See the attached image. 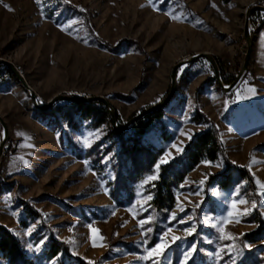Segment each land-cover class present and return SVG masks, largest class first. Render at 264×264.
Wrapping results in <instances>:
<instances>
[{
  "label": "rangeland",
  "instance_id": "1",
  "mask_svg": "<svg viewBox=\"0 0 264 264\" xmlns=\"http://www.w3.org/2000/svg\"><path fill=\"white\" fill-rule=\"evenodd\" d=\"M254 5L264 6V0H40L39 5L35 0H0V59L16 66L39 104L59 94L103 96L120 127L168 94L173 66L191 55L209 53L224 86L232 82L246 52L245 12ZM167 12L181 18L172 19ZM249 32V65L234 88L225 92L219 87L204 58L183 63L162 117L139 138L144 146L162 149L155 165L165 151L171 154L169 162L180 156L188 137L206 128L192 122L196 111L219 130L224 156L210 164L199 162L188 172L163 215L149 204L155 179L141 183L149 175L157 177L154 165L129 179L128 190H115L122 168L120 141L109 134L110 116L96 125L95 114L72 113L67 101L55 103L54 114L41 115L20 82L0 66V116L8 129L0 159V225L16 237L28 264H79L77 258L90 264H180L192 243L197 251L186 264H264V231L255 233L253 222L256 213L264 221V197L256 184L264 183V12L251 15ZM97 39L118 47L107 49ZM248 87L256 94L248 93ZM238 91L248 98L237 99ZM148 115L140 119L146 121ZM133 123L128 135H133ZM2 133L0 125V141ZM173 144L182 151L177 153ZM225 157L249 170L251 185L235 171L227 188L207 184L209 175L224 170ZM241 181L239 196L247 203L237 207L251 208L253 201L257 207L241 214L239 222L224 224L235 240H220L218 229L208 225L227 215L231 193ZM29 207L38 216L28 214ZM172 213L176 219L170 221ZM149 216L150 223L139 224ZM180 219L183 224L177 223ZM193 225L196 231L186 236L183 228ZM148 227L151 232L145 231ZM169 228L164 237L169 247L144 259L146 249ZM173 235L181 239L173 241ZM54 240L63 242L67 253L49 252ZM226 244L241 254H229ZM0 264H9L1 254Z\"/></svg>",
  "mask_w": 264,
  "mask_h": 264
},
{
  "label": "trees",
  "instance_id": "2",
  "mask_svg": "<svg viewBox=\"0 0 264 264\" xmlns=\"http://www.w3.org/2000/svg\"><path fill=\"white\" fill-rule=\"evenodd\" d=\"M84 16V15H83ZM104 47L110 50H116L117 45L97 39ZM5 72H11L8 68L2 67ZM230 98L231 95H228ZM68 107L70 111L83 113L85 118H90L95 114L96 125L101 123L107 116H110L104 105L100 103H83L71 102ZM55 108L47 110H38L39 114L47 115L54 114ZM163 115L162 108L154 111L147 116V120L140 119L131 125L133 135H128L127 130H114L112 125L109 134L116 137L120 141L119 155L121 160V170L118 172V179L115 190H128L129 179L131 181L141 177L143 173L150 172L156 159L162 153L161 148L153 149L144 146L140 143L139 138L147 133L149 125L156 118L159 119ZM195 124H205L206 128L193 135L184 146L183 153L172 159L167 164L160 165L157 170V178L152 181L150 193L152 195L149 201L150 207L155 212L166 214L174 203V189L183 182L185 176L202 160L214 161L218 155L223 154V144L220 139V134L215 123L202 114L196 111L191 117ZM264 148V145H262ZM125 168V169H124ZM241 178L246 179L249 184H252V175L246 167H237L232 164L226 157L224 158V170L220 174L209 175L207 184H216L220 188H227L233 176V172ZM113 192V191H112ZM28 214L37 215L36 211L29 207ZM38 216V215H37ZM258 225L255 233L264 231V221L259 213H256V218L253 221ZM251 235V234H250ZM246 236V235H245ZM151 244V243H150ZM49 252L67 253L66 246L61 241H51ZM0 254L7 260L9 264H28L25 253L20 249L19 242L16 237L8 231L4 226L0 225ZM79 264H90L81 259H76Z\"/></svg>",
  "mask_w": 264,
  "mask_h": 264
},
{
  "label": "water",
  "instance_id": "3",
  "mask_svg": "<svg viewBox=\"0 0 264 264\" xmlns=\"http://www.w3.org/2000/svg\"><path fill=\"white\" fill-rule=\"evenodd\" d=\"M255 12H264V6L263 5H254L250 8H248L245 12L243 35H244V38L246 41V52L244 55V59H243L241 68H240L238 74L236 75L235 79L232 82H230L227 86H224V84H223V82L219 76V70H218L216 61H215L214 57L212 55H210L209 53L201 52V53L191 55L187 59H183L173 66V68L171 70V81H170V87L168 90V94L163 99H161L158 103L152 104L148 108L143 109L142 111L138 112L137 114H135L134 116L129 118L128 121H126L120 127L116 126L115 110L113 109V107L111 106V104L109 103V101L105 97H103V96H78V95H69V94H66V95L59 94V95H55L52 98H50L46 103L39 104V101L37 100L36 93L32 90V88L29 86V84L24 79L23 75L17 70L16 66L13 63H11L5 59H0V66L6 67L11 71V73L14 75V77L20 82L22 87L28 92L30 99H31V102H32V105L37 110H47L59 101L83 102V103H88V104L89 103H100V104L105 106V108L107 109V111L110 115V121H111L112 128L114 130L125 131L131 123L135 122L136 120L144 117L145 115H147L149 113H153L154 111L162 108L169 101V99L172 97L174 90H175L177 69L180 65H182L185 62L194 61V60H197L199 58L206 59L210 63V65L212 66L217 85L219 87H221L225 92L230 91L232 88H234L235 85L240 80V78L245 73V71L247 70L248 65H249L250 54H251V50L253 47V42H252L251 35L249 32V20H250L251 15ZM0 125H1L2 130H3L2 138L0 141V159H1V157L3 156V150L5 147V143H6L7 138H8L7 125L5 124V122L1 118V116H0Z\"/></svg>",
  "mask_w": 264,
  "mask_h": 264
},
{
  "label": "snow or ice",
  "instance_id": "4",
  "mask_svg": "<svg viewBox=\"0 0 264 264\" xmlns=\"http://www.w3.org/2000/svg\"><path fill=\"white\" fill-rule=\"evenodd\" d=\"M35 2L39 5L40 4V0H35ZM7 7V6H6ZM154 7V10H158L156 9L155 5H153ZM167 15L170 16V18L172 19H178V18H181L180 14L179 13H175V14H172L171 12H167L166 13ZM63 30V28H62ZM247 92L252 94V95H255L256 94V89L253 88V87H248L247 88ZM248 96L247 95H242L240 94V92L238 91L237 92V99H247ZM156 103L159 102V98L157 99V101H155ZM181 134H184V135H187L185 133H181ZM189 139H191V136L188 137ZM84 147H88V143H84L83 145ZM172 147L176 148V151L177 153L181 152L182 149L178 146H176L175 144L172 145ZM171 158V154L167 151L164 152L163 156L156 162V164L154 165V168L156 170L159 169L160 165L162 164H167L169 162V159ZM108 160V157H104V161H107ZM201 163H204V164H210L211 162L210 161H207V160H202ZM85 164H87V161H85ZM219 166V165H218ZM157 177L155 175H149L147 177L144 178V180L141 181V183H147L148 181H151V180H154L156 179ZM207 179V176L204 178V179H201L199 181V184L202 186L204 185L205 183V180ZM244 182L241 181L240 184H237L236 185V191H233L231 193V196L234 197L233 199H231L229 202H228V206H227V215L225 216H221L216 223H210L208 226L210 227H213V228H216L218 229L219 231V239L220 240H235L236 237H234L231 233H226L224 231V224H227L230 222V219H235L237 220V222H239V216L241 214H247L249 213L252 209L256 208L257 207V204L255 201L252 202L251 204V208H248V207H244V208H239L237 207L238 205L240 204H245L247 203L243 197L239 196V188L241 186V184H243ZM256 184L258 186L259 189H261V191L259 192V195L261 197H264V183H261L259 180L256 181ZM103 186V185H102ZM105 191H107V189H105ZM193 194H199L198 192L197 193H193ZM215 195L219 196L220 193L217 191L215 192ZM148 199H151V196L149 195L148 196ZM179 206V205H178ZM196 207H199V204L196 205ZM180 211H184V209L181 207L180 208ZM152 217H146L144 220H141L139 221V224L140 225H144L146 223H150L152 221ZM168 219L170 221L172 220H175L176 219V215L175 213H172L168 216ZM188 220H191L192 217L189 216L187 217ZM177 223H180V224H183L184 223V220L183 219H180V220H177ZM203 223V222H202ZM146 232H151L152 229L151 227H148L145 229ZM196 231V227L195 225H193L192 227H184L183 228V232L187 235H191L192 233H194ZM169 233H171V228H169L166 232H164V234L160 237V242L159 243H156L154 247H150L148 249H146L148 255H146L144 257V259H149L151 256L155 255V256H159L161 255L165 249H167L169 247V245L167 243L164 242V237L165 236H168ZM141 235H144V232L141 233ZM243 235V234H241ZM181 239L180 237H177V236H172V240L173 241H176V240H179ZM40 243H43V241H41ZM95 240L93 241V245L95 246ZM143 243H147V240L145 239L143 241ZM209 243H211V241H209ZM29 249L32 248V245H29L28 246ZM244 248H249L251 247L249 244L247 243H244L243 245ZM224 248L226 249V251L231 254L233 252H236V255H240L241 253L235 248V246L233 244H226L224 245ZM36 250L39 251V245L36 246ZM197 251V244L196 243H192L190 244V246L184 250V252L182 253V259L180 260V264H186V261H188L189 259H192L194 260V253ZM219 252H220V248H217L216 249V253H215V258L217 260L220 259V256H219ZM209 255H213V254H209ZM233 260H235V257H233Z\"/></svg>",
  "mask_w": 264,
  "mask_h": 264
}]
</instances>
